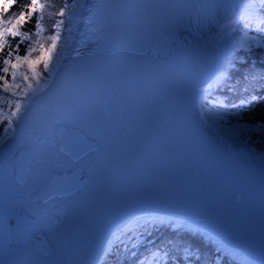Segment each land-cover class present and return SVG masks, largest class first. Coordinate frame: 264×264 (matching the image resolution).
Returning a JSON list of instances; mask_svg holds the SVG:
<instances>
[{
	"label": "snow or ice",
	"instance_id": "1",
	"mask_svg": "<svg viewBox=\"0 0 264 264\" xmlns=\"http://www.w3.org/2000/svg\"><path fill=\"white\" fill-rule=\"evenodd\" d=\"M43 8L0 0V48L9 36L27 38L20 25ZM64 8L75 38L62 46V62L49 69L60 21L35 59L11 65H26L30 75H21L35 83L0 138V264H118L128 237L159 229L171 233L162 264H257L235 214L244 193L235 179L222 181L232 175L225 154L264 167V153L234 150L264 140V0ZM38 62L49 70L43 84ZM161 158H180L186 169L194 162L207 185L226 192L189 197L153 179ZM261 255L264 264V231Z\"/></svg>",
	"mask_w": 264,
	"mask_h": 264
},
{
	"label": "water",
	"instance_id": "2",
	"mask_svg": "<svg viewBox=\"0 0 264 264\" xmlns=\"http://www.w3.org/2000/svg\"><path fill=\"white\" fill-rule=\"evenodd\" d=\"M224 162L230 167L232 175H225L222 184L230 186L235 179L237 186L244 193V201L238 213H235L233 206L225 204L222 209L223 214L225 216L236 214L238 223L243 227L251 242L249 251L261 253V234L264 231L261 230V226H264V172L255 169L250 160H235L225 154ZM188 163L189 166L186 169L185 162L180 158L174 160L161 158L156 162L157 166L152 178L176 184L189 197L214 195L220 199L226 189H217L207 185L201 179L195 163Z\"/></svg>",
	"mask_w": 264,
	"mask_h": 264
},
{
	"label": "trees",
	"instance_id": "3",
	"mask_svg": "<svg viewBox=\"0 0 264 264\" xmlns=\"http://www.w3.org/2000/svg\"><path fill=\"white\" fill-rule=\"evenodd\" d=\"M44 8L38 13H34L32 18L26 20L23 23L22 30L27 33L29 37V43L34 44L37 42V27L36 24L39 21H42L45 32H43V41L42 44L48 45L50 40L49 38L54 34V25L60 21L62 18L59 15L61 9H65L64 5L71 3V0H42ZM20 4H29L30 0H19ZM18 8L10 9V11H17ZM16 45L15 42H10V39H6L3 50L0 52V77L3 75V59L7 55L6 49L8 47L14 48ZM239 75V73H237ZM2 129V127L0 128ZM248 147L251 150H256L257 152H264V140L260 137L257 142L253 141L251 144H248ZM171 236L167 230H149L143 231L140 235H133L126 239L125 244L120 246L119 255H118V264H141L142 259L148 256L151 252L160 250L166 251V243L168 238ZM207 248V245H205ZM126 249V250H125ZM148 254V255H147ZM174 259V256H173ZM169 264H172V260H169Z\"/></svg>",
	"mask_w": 264,
	"mask_h": 264
},
{
	"label": "rangeland",
	"instance_id": "4",
	"mask_svg": "<svg viewBox=\"0 0 264 264\" xmlns=\"http://www.w3.org/2000/svg\"><path fill=\"white\" fill-rule=\"evenodd\" d=\"M80 1L81 0H76L75 3H80ZM70 10H68V11H70ZM65 21H67V23H68V16H67V19H65ZM70 27H71V25H69V23H68L67 27H64V28H63L62 25H59V39L60 40L59 39L58 40H59V42L61 41V44L62 43H65L67 41L68 36H69V28ZM65 28H67V31H66L67 37H65V39H62V38H60L61 37V32L62 33H65ZM249 35H251V34H249ZM23 48H24V52H25L26 55H30L33 59H35V57L38 54V50L36 51V54H32L36 49L31 48L32 51L29 52L30 47L27 48V47L24 46ZM8 61L10 62L9 63L10 65L15 64L16 63V58L14 57L13 60L12 59L11 60L9 59ZM40 63L41 62H38V63H36L34 65V67L36 68V70L38 72H39V70L37 68H38V65ZM51 67H52L51 64H49V69H51ZM9 70H10V72L7 74V77H4L3 80L0 81V102H1L2 96H3V94L5 92H8L11 95L18 96V95H20V93H21L22 90H25V87L27 86L28 83H34V81H25L23 79V76L21 75V73L30 75V73H28V70H27V66L26 65L21 64L17 68L13 69L11 67V69H9ZM13 71L16 72V76L15 77H13ZM46 71H49V70H46ZM41 77H42V75L40 73L39 78H41ZM6 85L8 86V90L7 91L5 90V86ZM5 128H7V127H5ZM5 128L3 129V133L5 135H7L5 133ZM10 131H11V129H9V132ZM236 151H238L240 153H247L248 152L245 149H239V148H237ZM155 257H156V259L155 258H150L147 261L146 264H155L156 261H159L160 259L163 258L160 254L155 255ZM253 258H255V257H253Z\"/></svg>",
	"mask_w": 264,
	"mask_h": 264
},
{
	"label": "bare ground",
	"instance_id": "5",
	"mask_svg": "<svg viewBox=\"0 0 264 264\" xmlns=\"http://www.w3.org/2000/svg\"><path fill=\"white\" fill-rule=\"evenodd\" d=\"M84 2V0H81L80 3ZM71 28H73V35L72 37H70L69 41H68V45L71 46V44L73 43V40L75 38V26L74 25H71ZM51 56H53L54 59H57L55 64L58 63V62H62V57H58V56H55L51 53ZM261 230H264V226L262 225L261 226Z\"/></svg>",
	"mask_w": 264,
	"mask_h": 264
}]
</instances>
